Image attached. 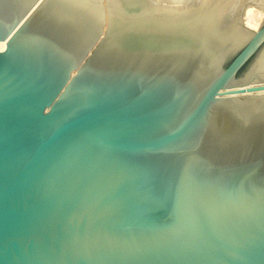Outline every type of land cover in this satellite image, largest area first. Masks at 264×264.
Listing matches in <instances>:
<instances>
[{"label": "water", "instance_id": "95a60500", "mask_svg": "<svg viewBox=\"0 0 264 264\" xmlns=\"http://www.w3.org/2000/svg\"><path fill=\"white\" fill-rule=\"evenodd\" d=\"M227 4L0 0V264H264V24Z\"/></svg>", "mask_w": 264, "mask_h": 264}, {"label": "bare ground", "instance_id": "6f19581e", "mask_svg": "<svg viewBox=\"0 0 264 264\" xmlns=\"http://www.w3.org/2000/svg\"><path fill=\"white\" fill-rule=\"evenodd\" d=\"M155 1H158V0H155ZM160 1L173 3V5L181 6V8H182L184 5L187 7L188 3H201V2L208 1V0H160ZM160 1H158V2H160ZM219 1H223V2L228 3L227 7H226V11L224 12V14L220 20V21H222V24H224L225 26L227 25V27H228L232 24V16L237 13L238 9H240V8L237 9V7H238L237 4H234V3H237V1H239V0H236V1L235 0H219ZM241 4H240L241 8L246 6V3L244 4V6L242 5L243 7L241 6ZM252 5H249L246 11L242 10L243 12H246L245 18L243 17L244 16L243 12L238 11V13L239 12H242V13L241 14L239 13V15H237L236 19L233 21L237 26H239V33H241L245 36H250V35H252V33L254 31L258 30L260 25H261V19H264V7L262 10H260L261 8L258 9V8H255L256 6L254 7ZM228 18H230V19H228ZM7 42H8V40L0 41V51L6 49Z\"/></svg>", "mask_w": 264, "mask_h": 264}, {"label": "rangeland", "instance_id": "374dc122", "mask_svg": "<svg viewBox=\"0 0 264 264\" xmlns=\"http://www.w3.org/2000/svg\"><path fill=\"white\" fill-rule=\"evenodd\" d=\"M158 1H160V0H158ZM235 1H236V0H235ZM235 1H234V2H235ZM244 1H245V2H244ZM234 2H233V3H234ZM243 2H244V3H243ZM241 3H242V4H241ZM245 3H246V6L243 7ZM172 4H173V3H172ZM174 4H175V3H174ZM234 4H237V6H238L237 9L240 8V9L237 10V13H238V11H242V10H243V11H246L247 8H248V6H249V5H252V4H253L252 6H254V7L256 6L255 8H258V9L261 8L260 10H262L263 7H264V0H239V1H237V3H234ZM240 4H241V6L243 5V6H242L243 8L240 7ZM244 9H245V10H244ZM243 11H242V12H243ZM242 12H239V13L241 14ZM237 13H236L235 15L232 16V24L234 23L233 21L236 19L237 15H239V13H238V14H237ZM245 13H246V12H243V14H244L243 17H244V18H245ZM243 14H242V15H243ZM243 17H242V18H243ZM228 19H230V18H228ZM262 22H263V23H262ZM263 24H264V19H261V25H260V27H261ZM260 27H259V28H260Z\"/></svg>", "mask_w": 264, "mask_h": 264}]
</instances>
